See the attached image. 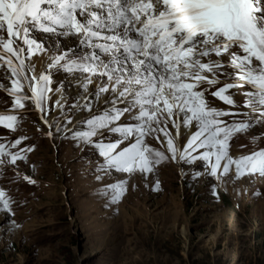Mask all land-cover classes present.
Masks as SVG:
<instances>
[{"label":"snow or ice","instance_id":"6c2138e0","mask_svg":"<svg viewBox=\"0 0 264 264\" xmlns=\"http://www.w3.org/2000/svg\"><path fill=\"white\" fill-rule=\"evenodd\" d=\"M0 70L11 110L33 105L49 137L70 134L76 146L103 158L102 175L146 179L170 159L204 162L194 178L223 182L233 166L234 179L264 176V148L229 154L237 133L264 123V0H0ZM235 95L247 111L234 110L241 107ZM209 96L228 107L214 106ZM18 121L0 114L5 130L15 131ZM148 137L166 150L150 146ZM26 138L0 142V170L27 162L34 146L18 148ZM127 182L108 183L101 194L117 203ZM11 203L0 188L8 217Z\"/></svg>","mask_w":264,"mask_h":264},{"label":"rangeland","instance_id":"374dc122","mask_svg":"<svg viewBox=\"0 0 264 264\" xmlns=\"http://www.w3.org/2000/svg\"><path fill=\"white\" fill-rule=\"evenodd\" d=\"M0 83L8 86L3 70ZM234 99L241 105L234 110L247 111L242 95ZM11 100L0 88V114L19 117L15 131L0 126V142L25 136L18 148H34L26 153L27 162L0 170V188L12 201L10 217L0 211V264H264V176L234 179L233 166L223 182L207 174L194 178L195 171L203 173L204 162L170 159L146 179L140 173L102 175L97 165L103 158L91 148L76 146L70 134L49 137L33 105L13 112ZM146 141L166 150L152 137ZM176 143L182 148L186 135ZM260 148L264 123L229 142L233 157ZM117 179H127V190L111 203L101 193ZM157 180L159 189L153 191Z\"/></svg>","mask_w":264,"mask_h":264},{"label":"bare ground","instance_id":"6f19581e","mask_svg":"<svg viewBox=\"0 0 264 264\" xmlns=\"http://www.w3.org/2000/svg\"><path fill=\"white\" fill-rule=\"evenodd\" d=\"M33 61L36 62L37 70H39V68H40V64H39V61L37 60V58H36V57L33 58ZM73 94L76 95L75 91H73ZM221 105H224V104L221 103ZM193 130H194V129H193ZM185 132H186V130L181 129V136H182L183 134L185 135ZM173 134L175 135V132H174V131H173ZM181 136H180V137H181ZM180 137L177 139L178 142L180 141ZM119 174H120V173H119Z\"/></svg>","mask_w":264,"mask_h":264}]
</instances>
